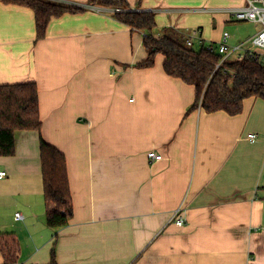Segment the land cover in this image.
<instances>
[{
	"label": "crops",
	"instance_id": "1",
	"mask_svg": "<svg viewBox=\"0 0 264 264\" xmlns=\"http://www.w3.org/2000/svg\"><path fill=\"white\" fill-rule=\"evenodd\" d=\"M127 2L156 14V37L200 29L215 46L216 30L239 22L227 10L246 4ZM147 59L144 34L113 10L65 15L37 40L34 11L0 2V86L35 83L43 122L0 157V235L17 239V264H51L54 249L57 264H264V100H245L237 116L190 111L195 87L168 76L161 54L137 66ZM42 141L66 158L73 215L61 229L47 225Z\"/></svg>",
	"mask_w": 264,
	"mask_h": 264
},
{
	"label": "trees",
	"instance_id": "2",
	"mask_svg": "<svg viewBox=\"0 0 264 264\" xmlns=\"http://www.w3.org/2000/svg\"><path fill=\"white\" fill-rule=\"evenodd\" d=\"M32 9L36 21V38H46L50 23L65 15L81 14L89 8L50 0H0ZM88 6L113 10V16L134 32L144 34L148 59L137 66L152 68L158 55L164 56V70L172 78L192 85L196 99L190 111L203 109L207 113L225 112L240 115L244 101L255 97L264 100V62L251 53L241 61L219 63L223 56L210 48L215 45L188 47V37L175 28H165L156 37V14L131 10L127 0H89ZM117 10H121L117 12ZM39 91L35 83L0 86V157H12L16 152V133L40 132ZM42 175L47 225L61 229L69 225L73 215V200L64 154L54 146L41 142ZM0 251L5 264H17L20 246L13 235H0ZM51 264H57L55 249Z\"/></svg>",
	"mask_w": 264,
	"mask_h": 264
},
{
	"label": "built area",
	"instance_id": "3",
	"mask_svg": "<svg viewBox=\"0 0 264 264\" xmlns=\"http://www.w3.org/2000/svg\"><path fill=\"white\" fill-rule=\"evenodd\" d=\"M90 9L98 10L95 7H90ZM121 10H117V12H120ZM136 11V10H135ZM228 14L231 15L236 21L239 22H245V23H251L256 24L260 26L259 32L249 39L246 44L249 42L252 43L257 48H260L264 52V0H246V4L238 9H230L227 10ZM231 36L224 32L221 41L215 48H210V51L219 53L223 56V59L219 63V66H222L224 62L229 61V57L236 53L237 51H244L242 54L239 55L238 61H241L245 55L249 52L252 55H254L256 58L262 60L264 62V54L261 55L257 52H252L249 49L245 48L246 44H242L239 47H232L229 44ZM204 41L202 40V33L200 29H196L192 32V34L188 37L187 45L188 47H194L195 44L201 45ZM248 139L251 142H255L258 139L257 134H250L248 136ZM148 157L152 161H160L163 159L161 155H158L154 151L148 153ZM8 173L6 171H0V181L7 178ZM182 209H179L176 211L174 217L176 218V225L178 227H184L186 225V221L184 219V216L182 214ZM16 218L19 220L22 218V215L20 213L16 214ZM264 231V228H263Z\"/></svg>",
	"mask_w": 264,
	"mask_h": 264
},
{
	"label": "rangeland",
	"instance_id": "4",
	"mask_svg": "<svg viewBox=\"0 0 264 264\" xmlns=\"http://www.w3.org/2000/svg\"><path fill=\"white\" fill-rule=\"evenodd\" d=\"M97 9H101V8H97ZM89 10L94 11L92 9H89ZM255 31H256V26L254 24L245 23V22H230L226 24L225 26L218 28L215 32V37L217 38L219 35L223 34L224 32H227L231 36V38H233V39H230L229 44L234 47L235 45L233 43L239 44L245 41V44H246V41H248V39H250L255 34ZM198 46L199 45H196L195 48L199 49ZM245 48L249 49L252 52H257L261 55L264 54L262 49L257 48L250 42L246 44ZM240 52L243 53L244 51H240ZM235 59H236V56L231 57L230 60H235Z\"/></svg>",
	"mask_w": 264,
	"mask_h": 264
}]
</instances>
